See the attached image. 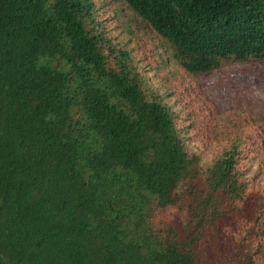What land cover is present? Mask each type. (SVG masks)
<instances>
[{
    "label": "trees",
    "instance_id": "trees-1",
    "mask_svg": "<svg viewBox=\"0 0 264 264\" xmlns=\"http://www.w3.org/2000/svg\"><path fill=\"white\" fill-rule=\"evenodd\" d=\"M114 1L187 75L264 62V0ZM107 31L92 0H0V264H263L248 157L205 164Z\"/></svg>",
    "mask_w": 264,
    "mask_h": 264
},
{
    "label": "rangeland",
    "instance_id": "rangeland-1",
    "mask_svg": "<svg viewBox=\"0 0 264 264\" xmlns=\"http://www.w3.org/2000/svg\"><path fill=\"white\" fill-rule=\"evenodd\" d=\"M92 1L107 35L146 67L152 87L166 95L165 101L177 114L176 122L185 128L188 147L209 164L223 148L236 144L248 157L242 165L248 177H255V192L260 188L264 204V62L228 63L208 74L187 75L165 61L166 48L158 34L124 5L114 0ZM174 219V212L165 210L156 221L169 224ZM242 220L226 219L227 232L234 227L240 233L245 227Z\"/></svg>",
    "mask_w": 264,
    "mask_h": 264
}]
</instances>
